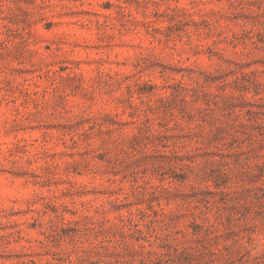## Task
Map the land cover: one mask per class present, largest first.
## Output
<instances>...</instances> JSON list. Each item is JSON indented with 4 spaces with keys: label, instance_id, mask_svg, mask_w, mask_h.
<instances>
[{
    "label": "rangeland",
    "instance_id": "obj_1",
    "mask_svg": "<svg viewBox=\"0 0 264 264\" xmlns=\"http://www.w3.org/2000/svg\"><path fill=\"white\" fill-rule=\"evenodd\" d=\"M0 264H264V0H0Z\"/></svg>",
    "mask_w": 264,
    "mask_h": 264
}]
</instances>
